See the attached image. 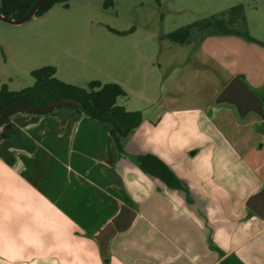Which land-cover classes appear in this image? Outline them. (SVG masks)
<instances>
[{
    "label": "crops",
    "instance_id": "crops-1",
    "mask_svg": "<svg viewBox=\"0 0 264 264\" xmlns=\"http://www.w3.org/2000/svg\"><path fill=\"white\" fill-rule=\"evenodd\" d=\"M193 111L185 130L142 111L122 150L107 123L70 107L12 115L0 126V264H106L93 234L123 203L137 216L108 264H264V217L248 207L264 160Z\"/></svg>",
    "mask_w": 264,
    "mask_h": 264
},
{
    "label": "rangeland",
    "instance_id": "rangeland-1",
    "mask_svg": "<svg viewBox=\"0 0 264 264\" xmlns=\"http://www.w3.org/2000/svg\"><path fill=\"white\" fill-rule=\"evenodd\" d=\"M113 1L109 8L105 0H70L67 7L57 2L22 24L0 19V84L31 86L32 70L47 65L58 68L57 77L83 87L92 80H118L128 92L119 103L128 101L145 119L157 122L169 112L184 121L185 130L194 125L193 110L203 108L210 117L204 127L222 128L236 142L250 143L253 158L264 160V114L241 113L218 99L242 75L264 101V0ZM238 5L243 17L229 26L258 41L201 31L189 43L168 37L205 18L228 19Z\"/></svg>",
    "mask_w": 264,
    "mask_h": 264
},
{
    "label": "trees",
    "instance_id": "trees-1",
    "mask_svg": "<svg viewBox=\"0 0 264 264\" xmlns=\"http://www.w3.org/2000/svg\"><path fill=\"white\" fill-rule=\"evenodd\" d=\"M70 0H49L36 12V16L49 11L57 2H63L67 7ZM35 0H2V13L13 18L25 15ZM114 5L113 0H105V8ZM243 6L231 8L232 16L228 19L205 18L202 21L180 27L168 34L169 39L178 43H189L191 35L195 31L209 34H239L253 41H258L247 32L234 29L229 25L235 23L237 18L243 17ZM225 15V13L223 14ZM216 21L217 24L214 22ZM56 67L43 66L32 70L35 82L21 90H11L5 84L0 87V106L5 108L16 103L29 105L47 104L57 99L71 97L80 104L67 103L58 108L70 107L78 113L86 114L94 119L105 122L110 126L111 137L119 150H122L123 139L130 135L143 121L141 110H128L120 104L121 98H126L128 93L117 82L103 83L100 80H92L86 87L65 82L56 76ZM10 120L6 119L2 124Z\"/></svg>",
    "mask_w": 264,
    "mask_h": 264
},
{
    "label": "water",
    "instance_id": "water-1",
    "mask_svg": "<svg viewBox=\"0 0 264 264\" xmlns=\"http://www.w3.org/2000/svg\"><path fill=\"white\" fill-rule=\"evenodd\" d=\"M47 1L49 0H35L25 15L20 18H13L2 13V0H0V19L14 24H22L36 16V12ZM218 99L228 100V102L236 104L239 112L241 113H246L249 110H255L260 114H264V101L259 95H257V93L248 88L242 75H236L222 89ZM67 103L80 104L79 101L74 98L65 97L47 104L29 105L16 103L5 108L0 106V126L6 119L16 113H44L52 111ZM248 207L259 216L264 217V189L250 197L248 200ZM136 216L137 212L128 204L123 203L118 213L108 220L95 234H93V237L99 243L106 264L109 262V246L111 240L119 233L127 231L132 226Z\"/></svg>",
    "mask_w": 264,
    "mask_h": 264
}]
</instances>
